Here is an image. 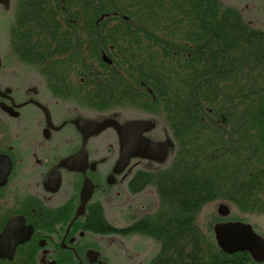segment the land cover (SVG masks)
I'll list each match as a JSON object with an SVG mask.
<instances>
[{
	"label": "trees",
	"instance_id": "1",
	"mask_svg": "<svg viewBox=\"0 0 264 264\" xmlns=\"http://www.w3.org/2000/svg\"><path fill=\"white\" fill-rule=\"evenodd\" d=\"M263 14L247 22L222 0L18 2L13 42L22 59L47 62L57 79L80 69L94 102L139 104L166 122L174 111L180 150L173 170L143 171L164 216L150 219L149 234L163 242L155 260L259 264L249 252L222 251L209 233L217 218L205 229L199 218L219 200L240 209L234 220L264 213Z\"/></svg>",
	"mask_w": 264,
	"mask_h": 264
},
{
	"label": "flooded vegetation",
	"instance_id": "2",
	"mask_svg": "<svg viewBox=\"0 0 264 264\" xmlns=\"http://www.w3.org/2000/svg\"><path fill=\"white\" fill-rule=\"evenodd\" d=\"M18 2L9 0L5 6L13 11L9 21V41L13 47L8 56L32 67L39 82L20 84L6 79L5 55L0 52V233L7 227L9 231L7 237L0 239V264H128L132 253H122L118 243L132 236H141L155 247L151 256L146 255L137 264H167L153 259L160 254L163 242L150 235L148 229L153 225L151 218L156 223L159 219L160 201L156 186L146 182L143 171L162 167L173 170L180 150L177 141L180 126L174 122V111L166 122L139 104H129L137 112L122 120L119 113L128 103L94 102L90 87L85 85L87 76L78 75L80 69H67V78L57 79L58 71L46 68L47 62L38 67L22 59L13 42ZM236 8L251 23L255 11L259 15L264 12V0H250ZM183 9L191 8L184 5ZM171 33L174 35L173 30ZM101 57L112 63L106 53ZM68 60L71 59L67 58L66 63ZM107 119L122 123L134 119L151 121L153 126L145 133L147 137L172 141L167 159L157 162L132 158L122 171L115 172L121 154L115 128L108 127L116 131L118 147L99 152L91 147V139L96 135L85 136L78 124ZM155 128L163 129L161 138L151 137ZM80 153L85 155L84 162L62 164ZM87 179L93 189L79 212ZM145 191L156 193V206L154 202L134 206L127 203L133 195ZM148 199L154 201L149 195ZM116 206L123 215L130 214L123 217L121 224L113 217ZM163 220L164 216L159 222Z\"/></svg>",
	"mask_w": 264,
	"mask_h": 264
},
{
	"label": "water",
	"instance_id": "3",
	"mask_svg": "<svg viewBox=\"0 0 264 264\" xmlns=\"http://www.w3.org/2000/svg\"><path fill=\"white\" fill-rule=\"evenodd\" d=\"M0 3L7 5L9 0H0ZM1 65V59H0ZM85 136L97 135L108 127H114L120 140V159L115 167V172L122 171L132 158H147L163 161L172 144L170 139L164 141H154L147 137L145 133L152 128V122L145 119L128 120L124 123L115 119L104 121H84L78 123ZM264 133V121H263ZM85 155L81 153L72 159L64 161L63 165H71L72 162H84ZM93 189L92 182L86 180L82 198L83 204L79 212L82 211L88 197ZM218 212L222 216H228L230 208L227 204L221 203ZM10 223V222H9ZM9 226V225H8ZM215 238L218 246L226 253L233 254L237 251H248L255 261L264 262V237L259 234L251 223L243 221H223L214 225ZM8 227L0 233V239L7 237Z\"/></svg>",
	"mask_w": 264,
	"mask_h": 264
},
{
	"label": "rangeland",
	"instance_id": "4",
	"mask_svg": "<svg viewBox=\"0 0 264 264\" xmlns=\"http://www.w3.org/2000/svg\"><path fill=\"white\" fill-rule=\"evenodd\" d=\"M222 1L226 5L239 6V7L245 5L246 3H250V0H222ZM12 13H13L12 10L8 11L6 7L0 6V52L5 55L4 56L5 70L7 74L6 79L9 78L10 81L17 82L20 84H28V83L30 84L31 82L37 83L39 82V77L32 72V67H29L24 63L19 62L16 58H12L11 60L9 59L8 54H10V48L13 47L9 41V35H10L9 21ZM259 26L262 27L264 26V17L259 22ZM136 112L137 111L134 109V107H131L129 104H125L122 107L121 112L119 113V117L120 119L123 120L129 117H133L136 114ZM138 115L142 116V114H137L136 116ZM161 129L162 128H160V130L159 129L156 130L155 128L153 133L151 132L152 133L151 137L153 139L161 138L164 134L162 131L163 129L162 130ZM91 147L93 151H99V152H101V150L103 151L108 148H117L118 137L116 131L110 128L105 129L103 132L99 133L98 135L93 137V139H91ZM147 194L150 197H152L154 201H150L151 198L148 199ZM130 200L131 202L127 201V203L132 204L133 206L136 205L137 203H148V202H149L148 204H152L154 202L153 205L156 206L158 203L157 195L154 191H145L140 194L133 195L130 198ZM117 202L119 203L118 200ZM221 203H226L230 206L231 215H233V217L230 215L231 216V218H229L230 220H234L233 218H236V216H238L237 214H235L236 212L240 211L238 207H234L228 202L221 200L210 202L205 206L199 218L200 220L199 224L201 227H203V229L207 228L206 225L208 221L211 219V216L216 217L217 221L221 220V216L218 213V206ZM151 207L154 208L153 206ZM113 215L117 223L121 224L123 223V217L128 216L130 214L127 213L123 215L119 206H116L113 209ZM174 217H177V215H174ZM243 217L245 220L248 219L250 223H255L258 229L264 232V213H258V214L254 213L250 215L246 214L243 215ZM210 238L214 239L213 234L212 236L210 235ZM118 247L122 248L120 250L122 253H124V251L128 253H132V261L131 262L129 261L130 263L127 262L128 264H137V261L141 260L146 255L148 257L151 256L150 252H152L155 249L154 244H152V242H147L146 239L141 236H132L130 238H127L126 240L120 241V243H118Z\"/></svg>",
	"mask_w": 264,
	"mask_h": 264
}]
</instances>
